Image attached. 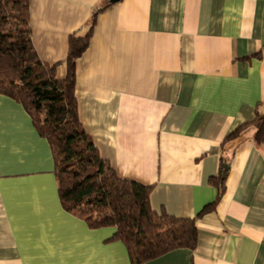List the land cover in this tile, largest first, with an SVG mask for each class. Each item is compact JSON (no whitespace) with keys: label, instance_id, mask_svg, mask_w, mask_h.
Listing matches in <instances>:
<instances>
[{"label":"crops","instance_id":"obj_1","mask_svg":"<svg viewBox=\"0 0 264 264\" xmlns=\"http://www.w3.org/2000/svg\"><path fill=\"white\" fill-rule=\"evenodd\" d=\"M105 9H101L106 6ZM39 59L65 77L78 118L116 175L150 186L156 215L194 219L197 243L143 264H264V0H28ZM225 166L214 210L210 179ZM115 229L61 207L48 142L0 95V264H131Z\"/></svg>","mask_w":264,"mask_h":264},{"label":"trees","instance_id":"obj_2","mask_svg":"<svg viewBox=\"0 0 264 264\" xmlns=\"http://www.w3.org/2000/svg\"><path fill=\"white\" fill-rule=\"evenodd\" d=\"M94 22L95 16L85 36L68 38L66 73L59 79L57 65L43 63L32 44L28 0H0V95L19 104L38 135L48 142L64 211L91 229L114 228L112 239L124 244L131 264H143L178 249L193 250L197 243L195 218L153 213L151 187L119 178L80 124L75 66L88 47ZM249 125L255 128V143L262 144L264 115L258 114L225 141L238 137ZM227 172L220 166L217 176L210 179L217 197L197 217L214 210L224 192Z\"/></svg>","mask_w":264,"mask_h":264},{"label":"water","instance_id":"obj_3","mask_svg":"<svg viewBox=\"0 0 264 264\" xmlns=\"http://www.w3.org/2000/svg\"><path fill=\"white\" fill-rule=\"evenodd\" d=\"M111 2L117 1V0H110Z\"/></svg>","mask_w":264,"mask_h":264}]
</instances>
